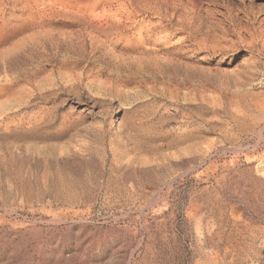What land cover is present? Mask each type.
I'll use <instances>...</instances> for the list:
<instances>
[{"label":"rangeland","instance_id":"obj_1","mask_svg":"<svg viewBox=\"0 0 264 264\" xmlns=\"http://www.w3.org/2000/svg\"><path fill=\"white\" fill-rule=\"evenodd\" d=\"M0 264H264V0H0Z\"/></svg>","mask_w":264,"mask_h":264}]
</instances>
